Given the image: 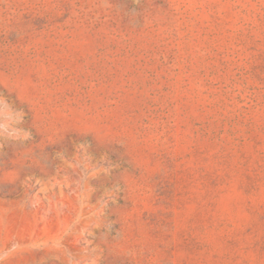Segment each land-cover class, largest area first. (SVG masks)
Returning a JSON list of instances; mask_svg holds the SVG:
<instances>
[{"label":"rangeland","instance_id":"rangeland-1","mask_svg":"<svg viewBox=\"0 0 264 264\" xmlns=\"http://www.w3.org/2000/svg\"><path fill=\"white\" fill-rule=\"evenodd\" d=\"M0 264H264V0H0Z\"/></svg>","mask_w":264,"mask_h":264}]
</instances>
